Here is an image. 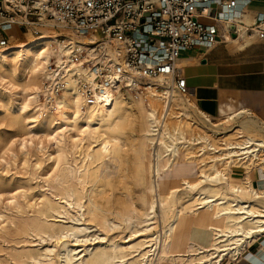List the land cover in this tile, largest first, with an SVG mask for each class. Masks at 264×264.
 Segmentation results:
<instances>
[{
    "label": "bare ground",
    "instance_id": "1",
    "mask_svg": "<svg viewBox=\"0 0 264 264\" xmlns=\"http://www.w3.org/2000/svg\"><path fill=\"white\" fill-rule=\"evenodd\" d=\"M38 30L36 35L23 33L30 37L0 55V81L23 93L22 101L13 107L25 113L36 102L30 123L51 128L48 137L55 147L50 177L53 199H42L35 210L47 223L32 228L39 239L49 237L55 244L38 253L27 251L26 264H160L164 260L221 264L224 256L238 254L239 247L264 234V211L260 209L264 208V192L253 189L248 175L239 182L231 179L234 171L228 176L235 160H241L242 168L252 158L259 159V152L264 160V121L242 108L223 114L215 123L191 101V94H177L171 119L154 147L150 111L142 98L127 89L107 92L101 88L89 105L69 76L60 93L50 91L53 72L49 66L66 70L62 65L66 62L55 44L57 32L45 26ZM190 104L203 116L196 125L202 132L214 135L225 129L240 140L222 142L221 149L208 144L212 153L225 150L208 161L200 155L187 160L183 154L176 160L174 156L182 152L172 144L187 125L184 120L190 116ZM127 151L131 152L129 159ZM189 170L195 178L186 177L184 171ZM120 182L125 190L132 183L139 189L135 197L113 205L103 197L105 185L110 184L111 190ZM203 208L211 214L212 223L219 224L207 227L211 238L204 246L188 240L185 233L186 213ZM57 217L70 223L55 227ZM132 222L141 227L118 240L106 233L89 234L91 227L107 232L128 228Z\"/></svg>",
    "mask_w": 264,
    "mask_h": 264
},
{
    "label": "built area",
    "instance_id": "2",
    "mask_svg": "<svg viewBox=\"0 0 264 264\" xmlns=\"http://www.w3.org/2000/svg\"><path fill=\"white\" fill-rule=\"evenodd\" d=\"M214 1L0 0V55L23 33L36 35L42 26L55 30L66 70L49 66L50 91L60 93L69 76L89 105L101 88L127 89L146 103L156 147L173 114L174 97L191 94L177 65L180 54L197 45L226 41L234 32L227 27L219 33L215 25L199 21L198 14L206 13ZM234 5L235 0L223 4L225 9ZM245 29L264 40V18ZM177 137L172 148L197 146L196 155L213 150L207 138L191 136L186 129Z\"/></svg>",
    "mask_w": 264,
    "mask_h": 264
},
{
    "label": "rangeland",
    "instance_id": "3",
    "mask_svg": "<svg viewBox=\"0 0 264 264\" xmlns=\"http://www.w3.org/2000/svg\"><path fill=\"white\" fill-rule=\"evenodd\" d=\"M29 37V34H21L19 40ZM19 40H12L13 45H16ZM39 97L43 98L42 95ZM22 99L23 93L18 87L0 81V264H26L28 260L24 254L27 251L38 253L45 246L55 244L54 239L45 236L44 239H39L32 231V228L37 225L47 223L46 220L37 217L35 213L41 200L46 197L53 199L54 183L50 177L52 174L53 155L55 154L54 141L48 137L51 128L49 129L36 123H30L32 120L29 115L33 114L36 108H38L35 106L36 102H32L25 113H19L13 107L21 102ZM190 99L194 103L196 102L194 97ZM156 104V109H160V103L158 102ZM191 105L189 106L190 108L188 107L190 116L184 120V123L187 125L183 129H186L187 134L206 137L212 146H217L216 148L219 149L224 146L221 144L222 142L240 140L237 135L229 134L231 132L228 130L225 131V129L223 131L220 129L218 132L214 131V135H207L202 132L196 125L199 121L203 120V116L198 114ZM215 117H211V120L219 123L221 117ZM256 119L259 122H263V120ZM192 122L193 124H191ZM179 146V151L182 153H179L180 156H174L176 160L178 158L180 160L182 154L187 160H192V157L197 154V146L190 148L181 147V144ZM212 152L213 150H207L200 157H204L208 161L211 155L225 152V150H220L217 153ZM126 154L128 159L131 158L130 151H127ZM262 156L263 153L259 152V159L252 158L246 168H242L241 160H235L236 162L234 161L232 163L234 168L231 167L228 176H230V171H234L233 175L231 174V179L233 182H239L246 179L248 175L251 178L253 189L264 192V160H261ZM68 157L71 159L70 154H68ZM223 161L224 167L225 160ZM192 170L184 171L188 179L195 178V172ZM190 176L192 177L190 178ZM174 183L177 184V181ZM122 184L120 182L113 185V189L111 190L110 184L105 185L103 197L105 199L109 198L113 205L118 203L119 200L128 201L131 197H135L134 192L139 187L132 183L130 188L125 190L122 188ZM87 186L88 183L84 184L85 188ZM126 191H129L130 196L125 194ZM260 209L264 211V208ZM186 217L188 219V227L185 233L188 235V240L203 246L207 245L211 238V230L207 227L210 225L218 226L219 224L214 225L212 223L210 220L211 214L204 210V208L198 209L193 213L187 212ZM50 219L51 217L47 218V220ZM57 220L55 227H58L62 223L66 225L70 223L64 217H57ZM198 223H201L202 226H198ZM87 225L91 224L88 223ZM140 227L136 222L130 223L128 228L120 227L107 232L91 227L89 234L94 233L103 236L106 233L108 237H115L118 240L119 238H125L129 232ZM94 242L96 243L97 240ZM261 246H264V234L257 235L256 239L249 245L239 247L238 254L232 253L231 255L224 256L221 264H250L249 257L251 255L253 256V260H257L258 264H264V249ZM91 248L92 246L89 247V249ZM181 249H183V246ZM160 264H180V262L164 260Z\"/></svg>",
    "mask_w": 264,
    "mask_h": 264
},
{
    "label": "crops",
    "instance_id": "4",
    "mask_svg": "<svg viewBox=\"0 0 264 264\" xmlns=\"http://www.w3.org/2000/svg\"><path fill=\"white\" fill-rule=\"evenodd\" d=\"M228 1L210 3L198 19L215 25L219 33L233 26L230 38L182 52L177 65L182 68L190 97L196 99L202 112L216 118L245 108L264 121V40L245 29L264 18V0H235L232 8L225 9L223 4ZM218 14L221 19H217ZM249 259L250 264H258Z\"/></svg>",
    "mask_w": 264,
    "mask_h": 264
},
{
    "label": "water",
    "instance_id": "5",
    "mask_svg": "<svg viewBox=\"0 0 264 264\" xmlns=\"http://www.w3.org/2000/svg\"><path fill=\"white\" fill-rule=\"evenodd\" d=\"M231 29H233V26H231Z\"/></svg>",
    "mask_w": 264,
    "mask_h": 264
}]
</instances>
